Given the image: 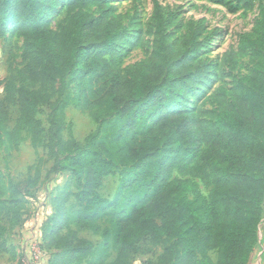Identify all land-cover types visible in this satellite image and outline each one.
I'll list each match as a JSON object with an SVG mask.
<instances>
[{"label":"trees","instance_id":"obj_1","mask_svg":"<svg viewBox=\"0 0 264 264\" xmlns=\"http://www.w3.org/2000/svg\"><path fill=\"white\" fill-rule=\"evenodd\" d=\"M95 1L70 0V7ZM218 3L259 9L255 26L241 33L238 42L239 53L251 52L256 62L234 79L231 101L198 120L188 114L187 105L208 80L199 58L204 41L194 22L188 35L173 39L167 24L174 14L165 16L159 0H153V50L126 69L118 51L128 36L122 16L109 10L98 16L79 11L55 31L47 21L55 0H0V37L17 23L25 40L21 78L11 72L5 85L6 102L20 106L10 135L27 131L34 145L47 138L52 171L71 172L77 185L76 192L64 188L55 196L49 264H130V254L143 238L153 245L169 241L146 264H249L264 217V0ZM66 77L77 83L79 97L85 82L107 83L99 98L105 114L84 141L65 139L61 118L51 121L46 137L37 118L39 107L53 96L45 86ZM8 118L0 102V148ZM120 167L119 189L129 191L125 206L119 205V190L113 200L98 191ZM201 183L209 189L207 195ZM70 197L80 206L74 213L66 207ZM25 203L19 184L0 171V237L2 217L19 214ZM107 216L113 242L94 245L72 232L62 234L74 220L95 225ZM212 251L218 252L216 262Z\"/></svg>","mask_w":264,"mask_h":264},{"label":"rangeland","instance_id":"obj_2","mask_svg":"<svg viewBox=\"0 0 264 264\" xmlns=\"http://www.w3.org/2000/svg\"><path fill=\"white\" fill-rule=\"evenodd\" d=\"M159 1L165 16L174 14V18L167 24V30L173 39L188 35L191 32V22H194L195 27L198 26L199 38L204 41L199 58L204 62L209 76L206 83L190 97L187 110L188 114L198 120L208 119L211 110L221 109L231 101L234 79L249 73L256 62L251 52L239 53L238 42L241 33L251 31L255 26L260 18L259 9L246 11L238 8L236 3L219 4V0ZM107 10L115 16L123 17V31L128 33L118 48L120 66L126 69L148 58L153 50L156 27L153 0H97L87 7L75 10L71 9L70 0H55L54 9L47 21L49 27L57 31L76 12L83 11L98 16ZM24 43V35L17 23L11 24L6 35L0 37V102L9 114L4 125V144L0 148V171L9 174L19 184L26 200L25 207L19 214L11 212L1 219L4 230L0 237V264H20L21 258L33 250L36 239L47 249L45 257L37 264H49L53 251L48 246V235L54 224L50 218L52 215L54 217L57 210L55 196L64 188L76 192L77 185L71 172L52 171L54 159L46 148L47 138L34 145L27 131H22L18 137L10 135L20 116V106L17 102H6L5 85L11 72L21 78ZM45 87L53 96L48 104L39 107L37 118L41 121L46 137L51 121L59 118L66 125L63 132L65 139L84 141L99 127L106 109L99 102L107 88L104 79L85 82L81 97L78 95L77 83L69 81L68 77L56 85ZM120 171L121 167L114 175L104 179L98 189L102 197L109 200L116 197L118 190L120 191ZM174 176L179 177V173L175 171ZM201 188L204 194L209 193L203 183ZM120 192L119 205L125 206L126 193L129 191L123 188ZM135 195L137 198L141 197L139 192ZM66 207L71 213L80 209L74 197H70ZM110 219L107 216L95 225L74 220L69 229L62 230V234L72 232L94 245L113 242ZM257 231L260 241L253 250L249 264H264V217L258 224ZM168 243L166 241L153 245L148 238H143L139 247L131 252L130 264L155 261ZM210 255L215 262L218 260L217 251L210 252ZM114 256L115 252H112L111 258ZM80 264H86V261Z\"/></svg>","mask_w":264,"mask_h":264},{"label":"built area","instance_id":"obj_3","mask_svg":"<svg viewBox=\"0 0 264 264\" xmlns=\"http://www.w3.org/2000/svg\"><path fill=\"white\" fill-rule=\"evenodd\" d=\"M40 240H34V248L30 253L21 258L20 264H37L39 260L45 257V251L42 249Z\"/></svg>","mask_w":264,"mask_h":264},{"label":"water","instance_id":"obj_4","mask_svg":"<svg viewBox=\"0 0 264 264\" xmlns=\"http://www.w3.org/2000/svg\"><path fill=\"white\" fill-rule=\"evenodd\" d=\"M255 264H260V262L259 263H255Z\"/></svg>","mask_w":264,"mask_h":264}]
</instances>
